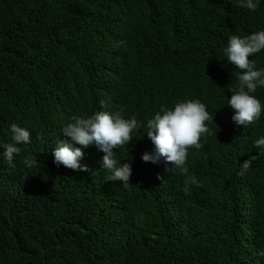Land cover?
Segmentation results:
<instances>
[{
  "label": "trees",
  "instance_id": "1",
  "mask_svg": "<svg viewBox=\"0 0 264 264\" xmlns=\"http://www.w3.org/2000/svg\"><path fill=\"white\" fill-rule=\"evenodd\" d=\"M261 29L264 0L255 11L238 0H0V144L12 123L31 138L11 163L0 159V264H264V156L251 141L264 112L250 140H233L223 103L226 76L240 72L222 53L230 35ZM249 60L264 68V50ZM188 99L209 112L200 148L184 169L142 161L146 121ZM121 107L138 122L114 150L129 183L94 162L87 173L53 163L73 115Z\"/></svg>",
  "mask_w": 264,
  "mask_h": 264
},
{
  "label": "clouds",
  "instance_id": "2",
  "mask_svg": "<svg viewBox=\"0 0 264 264\" xmlns=\"http://www.w3.org/2000/svg\"><path fill=\"white\" fill-rule=\"evenodd\" d=\"M258 0H238V6L255 11ZM264 50V29L254 31L246 36L230 35L227 46L222 53L227 63H231L233 72H240L236 79L232 76L226 79L231 83L228 90L226 103L234 112L231 127L236 131L234 139L247 137L248 131L253 128L254 121L260 119L264 112V68H256L249 60V56ZM259 87V88H258ZM103 106L104 101H100ZM209 112L205 104L195 99L177 101L172 107L161 105L159 110L146 121L145 133L152 145L149 151L141 154V160L153 164L162 163L166 171L184 169L189 148H200V138L209 133L206 121ZM138 127L134 117L126 118L123 107L114 112L96 111L92 115H73L70 121L63 124L60 133L69 138L60 142L52 150L53 163L59 166L87 173L95 165L109 173L107 180L129 183L131 176L130 163H117L120 160L114 150L128 145L133 140L132 133ZM11 142L0 144L3 151L0 159L11 163L15 156L21 152V146L31 142L30 131L26 127L12 123L9 126ZM253 148L264 156V135L251 139ZM95 145V149L87 153L86 148ZM250 167V161L241 163L243 175ZM193 186H198L199 181L193 176L190 181ZM247 200V198H245ZM243 223L241 232L250 231L252 210L249 205L241 208ZM245 227V228H244ZM264 256V250L258 253Z\"/></svg>",
  "mask_w": 264,
  "mask_h": 264
},
{
  "label": "bare ground",
  "instance_id": "3",
  "mask_svg": "<svg viewBox=\"0 0 264 264\" xmlns=\"http://www.w3.org/2000/svg\"><path fill=\"white\" fill-rule=\"evenodd\" d=\"M111 93V92H110ZM108 97V96H107ZM107 101V100H106Z\"/></svg>",
  "mask_w": 264,
  "mask_h": 264
}]
</instances>
